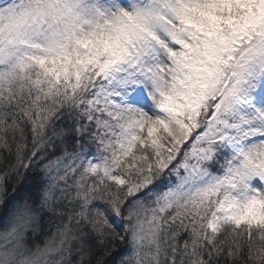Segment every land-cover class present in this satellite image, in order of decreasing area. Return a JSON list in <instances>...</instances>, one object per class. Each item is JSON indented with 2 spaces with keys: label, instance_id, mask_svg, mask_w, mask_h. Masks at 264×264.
Returning <instances> with one entry per match:
<instances>
[{
  "label": "snow or ice",
  "instance_id": "obj_1",
  "mask_svg": "<svg viewBox=\"0 0 264 264\" xmlns=\"http://www.w3.org/2000/svg\"><path fill=\"white\" fill-rule=\"evenodd\" d=\"M0 264H264V0H0Z\"/></svg>",
  "mask_w": 264,
  "mask_h": 264
}]
</instances>
